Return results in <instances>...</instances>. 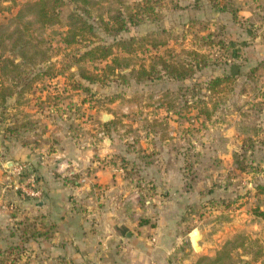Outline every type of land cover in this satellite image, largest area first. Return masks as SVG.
<instances>
[{"label":"rangeland","instance_id":"obj_1","mask_svg":"<svg viewBox=\"0 0 264 264\" xmlns=\"http://www.w3.org/2000/svg\"><path fill=\"white\" fill-rule=\"evenodd\" d=\"M28 1L0 0V87L15 92L19 104L29 94H32L29 100L45 97L36 100L35 105L45 116L54 117L62 129L71 128L76 134L71 135L75 143L83 144V134L92 128L104 144L116 147V152L108 154V161L122 167V174L131 183L138 180L134 157L143 155L146 156L143 161L153 160L149 159L150 154L137 152L150 144L162 146L166 138L170 139L166 143L171 147H183V176L188 183L189 179L195 180L199 166L213 159L210 155L209 160L202 149L197 151V144L205 146L212 140L218 116H225L236 108L244 110L246 96L250 94L264 95L262 89L245 87L242 75L231 73L229 67L234 60L220 50L228 43L221 44L218 40L224 23L219 24L220 16H217L218 11L223 13L229 9L216 0H122L118 6L124 14L131 9L137 12L139 21L129 24L128 30L117 35L105 29V22L111 25L110 17L115 14L114 0L95 4L89 14L80 8L82 4L68 1L61 8V22L50 27H42L31 15L16 18V12ZM74 10L94 24L97 37L90 40L114 44L118 64L113 72L104 73L111 58L79 59L91 44L89 39H79L72 45L62 41V32L72 21L70 15ZM5 57L14 60V64L3 68ZM191 65L195 70L189 78H177L171 73L174 69L182 72L184 66ZM80 69L99 74L100 80L90 82L82 78ZM216 76L225 80L208 89V83ZM6 100L0 99V134L11 116ZM199 114L202 120L197 122ZM37 126L32 123L30 128ZM31 140L36 141L37 137ZM0 160V192L4 187L8 212L23 213L27 210L26 203L31 201L34 205L44 195L38 186L39 178L26 164L4 163L6 159L1 154ZM236 162L241 171L247 169L243 153L236 155ZM20 164L26 166L18 171ZM60 175L62 179L70 176ZM27 178L34 181L26 186L39 188L41 194L31 196L21 187L16 188L25 186ZM209 188L207 185L206 189ZM239 200L243 201V197ZM242 201L236 203L242 205ZM223 205L227 208L231 204ZM204 206L214 204L207 200ZM192 221L194 224L186 231L197 225L195 217ZM29 222L36 223V228L45 231V236L24 242L21 232ZM200 227L195 229L201 230ZM51 228L50 221L36 215L13 220L8 225L6 239L0 234V264H57L48 246L52 242ZM249 235L242 227L230 239L231 264L232 257L237 264H254L259 258L264 262V235L262 241L258 237L249 240Z\"/></svg>","mask_w":264,"mask_h":264},{"label":"crops","instance_id":"obj_2","mask_svg":"<svg viewBox=\"0 0 264 264\" xmlns=\"http://www.w3.org/2000/svg\"><path fill=\"white\" fill-rule=\"evenodd\" d=\"M216 1L229 9L217 16L218 23H224L218 40L228 43L220 50L234 60L231 73L242 75L245 87L264 90V0ZM31 95L20 104L15 92L6 98L11 116L0 134V154L4 163L26 164L39 178L44 195L34 205L26 203L23 213L11 214L2 187L0 234L5 239L13 220L26 215L45 218L56 226L48 246L57 264H221L217 256L238 229L246 228L249 240L262 241L264 95L250 94L244 110L218 116L212 140L196 147L213 159L201 164L198 177L189 183L183 176V147H171L166 143L169 138L162 146H142L137 153L146 152L153 160L134 157L138 180L131 183L122 167L108 161L115 146L104 144L92 128L83 134V144L75 143L71 128L62 129L35 105L45 97L29 100ZM32 123L38 125L36 129L30 128ZM240 153L246 157L244 171L236 162ZM60 173L70 176L62 179ZM207 200L214 206L205 207ZM194 217L196 226L206 231L200 250L190 235L196 226L186 231ZM229 253L225 264H231ZM232 264H237L234 257ZM254 264H264L263 259Z\"/></svg>","mask_w":264,"mask_h":264},{"label":"trees","instance_id":"obj_3","mask_svg":"<svg viewBox=\"0 0 264 264\" xmlns=\"http://www.w3.org/2000/svg\"><path fill=\"white\" fill-rule=\"evenodd\" d=\"M74 2L76 4H82L80 7L86 14L90 13V10L94 7L95 4H98L102 1L108 0H29L24 6H22L15 14L16 18L20 20L26 15H31L35 22H38L42 27H50L61 22V8L65 6L66 2ZM122 0H114V3L117 5L115 8V14L112 15L111 25L109 22H105V29L117 35L122 31L128 30L129 24H135L138 22V14L133 10H129L124 14L119 5ZM70 17L72 21L67 25V28L62 32V41L66 45H72L76 43L79 39H89L97 37V32L95 31L94 24L91 23L87 18L78 14L75 10L71 13ZM91 44L86 48L81 54L79 59H87L90 61L94 60H107L111 58V63L105 65L104 73L113 72L115 64H118V58L114 53V44L106 42H95L90 40ZM118 44H121L120 42ZM123 44V42H122ZM119 46V45H118ZM196 54V53H195ZM23 57V56H22ZM2 67L4 68L7 64H14V60L9 57L3 58ZM206 63H204L205 65ZM198 67V66H196ZM195 70V66H184V71L179 72L174 69L171 73L177 78H189L192 76V73ZM80 76L89 80L90 82L100 80L99 74H94L86 72L83 69H80ZM225 80V77L216 76L211 79L208 83L210 86L208 89H213L215 86L222 83ZM11 91H6L2 86L0 87V99L1 102H4L6 96L11 95ZM38 178L36 177V181ZM24 224V223H23ZM36 223L29 222L25 223L22 228V240L24 242L29 241L30 239H37L39 237L45 236V231H41L36 228ZM52 226V231L49 236H51L56 231V226ZM48 236V235H47ZM231 240L225 244L224 250L220 252L217 256L218 259H222L229 256ZM228 250V254L224 255V251ZM216 258V259H217ZM209 259V258H202ZM210 260V259H209ZM225 260V259H224ZM223 262V261H222ZM223 264V263H222Z\"/></svg>","mask_w":264,"mask_h":264},{"label":"built area","instance_id":"obj_4","mask_svg":"<svg viewBox=\"0 0 264 264\" xmlns=\"http://www.w3.org/2000/svg\"><path fill=\"white\" fill-rule=\"evenodd\" d=\"M18 171H21L24 169V165L20 164L18 166ZM34 181L33 178H27V180L25 181V186L24 185H20V186H16V188L21 187V189L26 193L29 194L31 196H36L41 194V190L39 188H32L31 186H26L28 183H32ZM33 184V183H32ZM150 264H157L155 261H152Z\"/></svg>","mask_w":264,"mask_h":264},{"label":"water","instance_id":"obj_5","mask_svg":"<svg viewBox=\"0 0 264 264\" xmlns=\"http://www.w3.org/2000/svg\"><path fill=\"white\" fill-rule=\"evenodd\" d=\"M206 231L204 229H194L191 232V240H192V244L195 248H199V242L202 240V238H204Z\"/></svg>","mask_w":264,"mask_h":264}]
</instances>
